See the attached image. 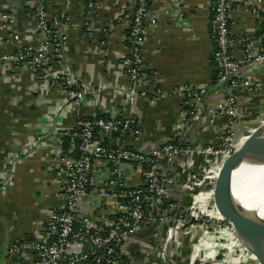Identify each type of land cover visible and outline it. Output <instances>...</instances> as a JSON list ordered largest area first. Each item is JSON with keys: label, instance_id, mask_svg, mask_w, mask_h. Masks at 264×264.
I'll return each mask as SVG.
<instances>
[{"label": "built area", "instance_id": "built-area-1", "mask_svg": "<svg viewBox=\"0 0 264 264\" xmlns=\"http://www.w3.org/2000/svg\"><path fill=\"white\" fill-rule=\"evenodd\" d=\"M33 1L24 0L37 34L32 44L25 43L13 14L0 5V42L13 48L12 53L0 55V67L14 64L17 67L12 70L16 74L26 68L50 89L59 91L64 104L78 106L84 93L78 91L65 53L70 20L46 13L42 7L32 10ZM85 2L83 34L92 39L96 0ZM133 5L124 33L125 52L120 55L123 74L131 86L123 92L130 100L139 98L151 105L178 98L180 122L175 134L145 151L139 147L143 131L130 115L80 118L67 136L71 140L69 150L59 157L65 178L62 205L46 213L38 236L15 243L10 253L30 251L33 264H133L125 248L145 233L151 241L149 253L160 264L172 262L171 256L187 243L189 264L208 262L204 260L208 245L213 246V264H229L232 255L235 264H258L241 245L254 259L242 262L239 249H225L230 243L215 242L223 231L235 236L217 210L213 194L224 161L258 127L238 131L241 105L251 107L254 101L264 98V83L258 79L264 73V0L238 4L232 0H210L208 35L213 46V80L202 87L182 85L168 91L159 89L152 95L144 90L152 81L144 74L140 53L149 15L148 0H133ZM232 14L257 20L259 30L236 35ZM3 32H8V36H3ZM212 92L219 93L220 99L205 106L206 97ZM262 106L251 111L255 113L247 122L264 114ZM247 108L242 111L244 115ZM204 120L211 124L221 120L222 131L215 141L186 142L190 127ZM105 139L109 144H105ZM90 201L98 204V223L89 212L81 213L83 204H94ZM187 201L189 206L185 205ZM191 219L195 220L193 225H189ZM197 230H201L199 237L193 235ZM200 249L199 257H194L195 250ZM220 253H225V259L217 262Z\"/></svg>", "mask_w": 264, "mask_h": 264}, {"label": "crops", "instance_id": "crops-1", "mask_svg": "<svg viewBox=\"0 0 264 264\" xmlns=\"http://www.w3.org/2000/svg\"><path fill=\"white\" fill-rule=\"evenodd\" d=\"M232 1L238 4L247 0ZM0 5L13 14L25 43L37 40L35 24L24 0H0ZM85 6V0L32 2V10L42 7L46 13L70 20L65 53L78 91L84 93L78 106L64 104L60 92L50 89L32 71L24 68L16 74L12 70L14 64L0 67V264H33L30 251L14 254L10 251L15 243L38 236L46 213L62 205L65 178L59 157L66 151L62 139L73 132L80 118L130 115L143 131L139 147L145 151L172 139L180 122L178 98H166L151 105L139 98L130 100L123 92L131 86L123 74L120 55L125 52L124 33L133 13V0H96V30L92 39L83 34ZM148 6L140 53L144 74L152 84L144 86V90L152 95L159 89L202 87L211 82L215 71L208 35L210 0H148ZM232 17L236 35L259 30L257 20L241 14ZM12 51L10 44L0 42V55ZM258 79L264 83V73ZM219 99V93L212 92L206 97L205 106H212ZM262 102L264 98L247 108L246 121L255 113L251 112L254 108L261 109ZM222 126L221 120L193 124L185 140L211 144ZM90 202L94 204H83L81 213L89 212L98 223L101 219L96 211L98 204ZM237 248L244 251L240 245ZM151 249L149 236L142 233L127 244L125 253L133 264H160L149 253ZM201 251L195 250L194 254Z\"/></svg>", "mask_w": 264, "mask_h": 264}, {"label": "water", "instance_id": "water-1", "mask_svg": "<svg viewBox=\"0 0 264 264\" xmlns=\"http://www.w3.org/2000/svg\"><path fill=\"white\" fill-rule=\"evenodd\" d=\"M180 143L182 144L183 141ZM262 150H264V122L224 161L213 194L217 210L229 222L240 245L255 258L258 264H264V235L258 214L243 204L241 194L237 196L233 194L232 181L233 177L237 178L256 169L254 156ZM194 222L195 220L191 219L189 225H193ZM168 264L173 263L168 261Z\"/></svg>", "mask_w": 264, "mask_h": 264}, {"label": "bare ground", "instance_id": "bare-ground-1", "mask_svg": "<svg viewBox=\"0 0 264 264\" xmlns=\"http://www.w3.org/2000/svg\"><path fill=\"white\" fill-rule=\"evenodd\" d=\"M254 160L257 166L255 170L244 173L238 176L237 178L234 177L235 189L233 190V194L236 196L241 194L243 204L247 208L252 209L253 211L260 205V208L264 214V150L256 154L254 156ZM259 224L261 226V230L264 235V224L261 223ZM218 241H224L227 244L230 243L225 249L227 248L231 250L238 249L237 245H240L238 240L235 237H232V235H230L226 231H223L219 234V237L215 242ZM208 247H213V246L208 245ZM240 253H241L240 260L241 261L245 260L246 252L243 251ZM205 261L212 262L214 261V259L210 258Z\"/></svg>", "mask_w": 264, "mask_h": 264}, {"label": "rangeland", "instance_id": "rangeland-1", "mask_svg": "<svg viewBox=\"0 0 264 264\" xmlns=\"http://www.w3.org/2000/svg\"><path fill=\"white\" fill-rule=\"evenodd\" d=\"M263 106H262V108L264 109V103H261ZM247 107H249V105L248 104H243V105H241V110H240V113H241V119L239 120L240 121V125H239V132H241V130H244V129H246V128H249V129H254V128H256L257 126H259V124L261 125V123L262 122H264V114L263 115H260V116H256V117H254V118H251L250 119V121L249 122H247V121H245L244 120V117H245V115L243 114V110L245 109V108H247ZM250 108V107H249ZM247 126H250V127H247ZM257 214H258V218H259V223H261V224H264V214H263V212H262V210H261V208H260V205L254 210ZM201 230H197V232L196 233H194L193 235H196L197 237H199V235H200V232ZM187 243V242H186ZM189 244L187 243V245L185 246V247H187ZM187 248H190L189 246L187 247ZM208 248H210L211 250V252H209V250H208V255H206L205 257H204V260H208V259H210V258H212V259H214L215 258V254H214V252H213V247H208ZM180 249V248H179ZM178 249V250H179ZM174 251V252H173ZM173 251H172V254L174 255L175 254V250L173 249ZM237 254V253H236ZM235 254V255H236ZM197 255V256H196ZM194 254V257H199V255L200 254ZM234 255H232V257L230 258V262H229V264H235L234 262H232V260L231 259H235L234 257H233ZM244 256V255H243ZM225 259V253H220L219 254V256H218V258L216 259L217 260V262H222L223 260ZM249 259H254L250 254H247L246 253V255H245V260H243L242 262H247ZM171 260L173 261V256H171ZM188 264V263H187ZM219 264V263H218ZM222 264H226V262L224 263H222Z\"/></svg>", "mask_w": 264, "mask_h": 264}, {"label": "trees", "instance_id": "trees-1", "mask_svg": "<svg viewBox=\"0 0 264 264\" xmlns=\"http://www.w3.org/2000/svg\"><path fill=\"white\" fill-rule=\"evenodd\" d=\"M7 34H4V36L7 35ZM97 118H107V117H97ZM245 121H246V119H245ZM105 140H106L105 144H109L108 140L107 139H105ZM62 141H63V149L66 150V151H64V153H66L69 150V148H70V142H71L70 137H65V138L62 139ZM182 176L183 175H181L180 178H182ZM185 205L189 206V201H187L185 203ZM185 246L178 252L177 255H175L173 257V261L176 264H187V258L189 256L190 249L185 247Z\"/></svg>", "mask_w": 264, "mask_h": 264}]
</instances>
